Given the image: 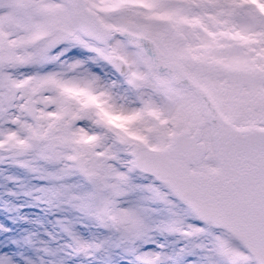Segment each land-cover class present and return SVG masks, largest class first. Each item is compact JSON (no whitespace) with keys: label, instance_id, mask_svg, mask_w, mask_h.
Returning <instances> with one entry per match:
<instances>
[{"label":"snow or ice","instance_id":"1","mask_svg":"<svg viewBox=\"0 0 264 264\" xmlns=\"http://www.w3.org/2000/svg\"><path fill=\"white\" fill-rule=\"evenodd\" d=\"M0 215V264H264V0H0Z\"/></svg>","mask_w":264,"mask_h":264},{"label":"rangeland","instance_id":"2","mask_svg":"<svg viewBox=\"0 0 264 264\" xmlns=\"http://www.w3.org/2000/svg\"><path fill=\"white\" fill-rule=\"evenodd\" d=\"M0 220H4V217L2 215H0ZM7 222V221H4ZM17 228V230H19L20 227H27V225H17L15 226ZM0 239H3L2 237H0Z\"/></svg>","mask_w":264,"mask_h":264}]
</instances>
